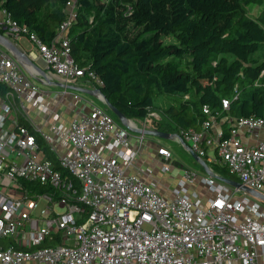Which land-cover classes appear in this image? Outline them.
Returning a JSON list of instances; mask_svg holds the SVG:
<instances>
[{"label":"built area","instance_id":"built-area-1","mask_svg":"<svg viewBox=\"0 0 264 264\" xmlns=\"http://www.w3.org/2000/svg\"><path fill=\"white\" fill-rule=\"evenodd\" d=\"M76 4L67 3V18L50 43L5 11L0 16L3 35L12 42L26 37L33 50L25 54L40 69L28 71L0 45V264H264L261 204L220 182L213 170L225 168L263 193L264 119L231 117L227 99L220 118L203 106L201 128L178 135L212 174L185 169L168 195L160 193L138 174L151 178L137 166L146 135L66 88L78 87L86 75L96 89L102 86L71 56ZM38 82L60 89L43 91ZM46 95L54 107L44 104ZM62 103L73 108L67 125ZM30 108L48 116L42 126H51L49 133L31 120ZM164 118L150 109L141 128L130 127L146 130ZM256 132L262 134L256 145L244 141ZM158 155L172 158L163 147ZM161 170L168 172L169 165ZM197 183L212 193L206 201L194 189Z\"/></svg>","mask_w":264,"mask_h":264},{"label":"trees","instance_id":"trees-1","mask_svg":"<svg viewBox=\"0 0 264 264\" xmlns=\"http://www.w3.org/2000/svg\"><path fill=\"white\" fill-rule=\"evenodd\" d=\"M69 1L0 0V16L5 11L50 43L67 18ZM260 4L77 0L68 32L71 56L102 81L98 89L127 119L143 121L150 109H161L165 118L152 127L162 132L199 130L202 107L220 118L223 99L229 100L231 117L264 119V8L252 10ZM83 79L95 87L87 75ZM156 99L165 100L163 109ZM213 170L240 182L225 168Z\"/></svg>","mask_w":264,"mask_h":264},{"label":"rangeland","instance_id":"rangeland-1","mask_svg":"<svg viewBox=\"0 0 264 264\" xmlns=\"http://www.w3.org/2000/svg\"><path fill=\"white\" fill-rule=\"evenodd\" d=\"M254 8L257 9L256 14H258L262 10V4L256 5ZM21 43L22 44L25 43V40L21 41ZM30 46L27 44V48L29 50H30ZM32 49H33V47H32ZM38 84L43 91L56 92L60 89V88H55V87L44 86L42 83H39V82H38ZM94 101L98 106L103 107L106 110V108H107L106 105L100 99L94 98ZM164 102H165V100L162 101V99H156L155 100V106L163 109V107H165ZM44 104L46 106L54 107L55 106V99L46 95V100L44 101ZM59 109H60V111H62L63 116L65 118L64 120H61V122L64 125H67V122L70 119H72L73 108H67L62 103L59 105ZM156 110L162 111L161 109H156ZM27 113H28L29 117L31 118V120L36 125H38L39 128L43 129V132L49 133L51 126H48V127L42 126V122L46 121L48 119L47 115H45L43 113L42 114L37 113L35 108L28 109ZM109 114H111L119 123H121L120 120L117 118V116L113 112L109 111ZM140 124H143V122L142 123L140 122ZM37 133L40 134V132H37ZM146 138H147V140H146L147 143L150 142V140H156L159 142L160 147L168 148L172 153V158H171L170 162L168 163L169 171L166 173H163L162 170L160 168H158L157 164H159V163L157 162L158 161L157 158H155V156L157 155V150H158L159 146L156 145V143L155 144L152 143V144H149L147 147H143L145 149L141 152V154H143V159L145 160V163L148 164V167L146 168V170L148 172H151V178L154 180V185L159 182V185H161L165 189H167V188L173 189L175 186L173 185L174 183L172 181V179H173L172 175L179 168H181L182 170H184V169H191V170L196 169V170H200V171L204 172L201 165L193 159V157L190 155V153L186 150V148L178 140H176V139H162V138L150 136V135H146ZM187 145H190V143H187ZM151 149L156 150L155 156L153 155V150L150 151ZM204 174H205V172H204ZM145 179H147L146 176H145ZM253 198L256 201H260V199H257L255 197H253Z\"/></svg>","mask_w":264,"mask_h":264},{"label":"water","instance_id":"water-1","mask_svg":"<svg viewBox=\"0 0 264 264\" xmlns=\"http://www.w3.org/2000/svg\"><path fill=\"white\" fill-rule=\"evenodd\" d=\"M0 45L2 47H4L6 50H8L9 52H11L24 65V67L28 71L30 70L29 67H33L36 70H40L27 57V55H25L24 53L20 52L17 49V47L13 44V42L10 41V39L8 37L4 36L1 33H0ZM41 73H43V71H41ZM51 84H52V86L54 85V86L64 87L63 85H61L59 83H51ZM66 88L74 90V91H77V92H80V93L85 94V95L96 97L97 99H100L106 105V107L117 116V118L120 120V122L125 127L129 128L130 130H132V131H134L136 133H144L145 135L155 136V137H159V138H162V139H176V140H178L186 148V150L190 153V155L193 157V159L201 165L203 170L207 174H212V172H211L209 166L207 165V163L203 159L198 157V155L195 154L186 145V143L181 139V137L178 134L166 133V132L159 131L157 129L141 130V129H137V128H131L130 124H132V120L127 119L119 110H117V108L114 107L106 99V97L103 95V93H102V91L100 89H85V88H82V87H75V86H67ZM218 180L220 182L232 187L233 189H235L237 191L245 192V193H247V194H249V195H251V196H253V197L257 198V199H261V200L264 201V194H262L261 192H257V191H254L252 189H249L246 186L242 185L241 183H239V182H237L235 180H232V179H229V178H225V177H222V176L218 177Z\"/></svg>","mask_w":264,"mask_h":264},{"label":"crops","instance_id":"crops-1","mask_svg":"<svg viewBox=\"0 0 264 264\" xmlns=\"http://www.w3.org/2000/svg\"><path fill=\"white\" fill-rule=\"evenodd\" d=\"M264 8V0H262V9ZM253 11H256L257 12V9H255L254 7H253V9H252ZM262 11V10H261ZM25 40V43H21V41H24ZM30 46L31 44L29 43V41H28V39L26 38V37H22L21 39H19L18 41H16V42H13V44L17 47V49L20 51V52H22V53H28V52H30V51H32L33 49H32V45L30 46V50L27 48V44ZM26 55V54H25ZM78 87H82V88H85V89H96L95 87H96V85H95V87H94V85L93 84H91V82H89L88 80H86V79H81L80 80V82H79V85H78ZM83 95H85V94H83ZM87 98H90V99H92V100H94V98H96V97H93V96H89V95H85ZM78 106L79 107H81V104H78V105H76V107L78 108ZM67 108H69L68 106H66ZM75 107V108H76ZM73 113V112H72ZM71 120V119H70ZM69 120V121H70ZM68 121V122H69ZM68 122H67V124H68ZM135 125H137L138 127H142L143 126V124H140V122L142 123L143 121H137V122H134V121H132ZM224 124V123H223ZM201 128V127H200ZM223 128L224 129H227V124H224L223 125ZM147 129H154L153 127H152V125L149 127L148 126V128ZM147 140V139H146ZM260 140H262V134L260 133V132H256V133H254L253 134V136H252V138L251 139H244V141L246 142V143H248V144H250V145H256L257 143H258V141H260ZM155 144L156 143V145H158L159 146V142L158 141H156V140H150V142H146V144H145V146L144 147H147L149 144ZM160 147V146H159ZM145 148H143L142 149V151L144 150ZM166 149H168V148H166ZM153 150V155L155 156V153H156V150L155 149H151L150 151H152ZM141 151V152H142ZM155 158H157V162L159 163V164H157L158 165V168H160L161 169V167H162V165H164V164H168L169 162H170V160L169 161H166V159L165 158H163L162 156H160V155H158V150H157V155L155 156ZM137 166L141 169V170H143V171H145L146 170V168L148 167V164L147 163H145V160L143 159V154H141L140 153V156H139V158H138V160H137ZM185 170V169H184ZM184 170H182L181 168H179V169H177L176 171H175V173L172 175V177H173V179H172V181H173V185L174 186H176L177 185V183H178V181H179V178H180V176H181V174H182V172L184 171ZM193 170H195V171H197V172H199L200 174H201V176H207V175H209V174H207L205 171V174H204V172H202V171H200V170H196V169H193ZM132 172H134V173H137V171H132ZM139 175H141V177H142V179L145 181V182H147V184H150V185H152V186H154L155 188H157V190L160 192V193H162V194H165V195H168V193H169V190H171L170 188H167V189H165L164 187H162L161 185H159V182L157 183V184H155L154 185V180L152 179V178H149V177H147V179H145V175H143L142 173H138ZM194 189L199 193V195H200V198L202 199V200H204V201H206L209 197H211L212 196V193L206 188V187H204L203 185H200L199 183H197V184H195L194 185ZM262 194H264V192L262 193ZM250 197L252 198V200H254V201H256L254 198H253V196H251L250 195ZM257 202H259L260 204H261V210L262 211H264V201L263 200H261L260 199V201H257ZM264 221V220H263ZM236 264H241L240 262H236Z\"/></svg>","mask_w":264,"mask_h":264}]
</instances>
